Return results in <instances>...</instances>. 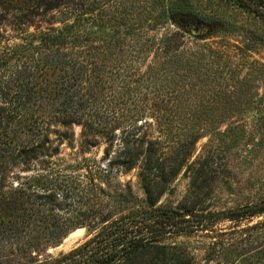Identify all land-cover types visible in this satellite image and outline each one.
Segmentation results:
<instances>
[{"label": "trees", "instance_id": "trees-1", "mask_svg": "<svg viewBox=\"0 0 264 264\" xmlns=\"http://www.w3.org/2000/svg\"><path fill=\"white\" fill-rule=\"evenodd\" d=\"M224 1L264 22V0ZM236 30L192 0H0V264H196L161 239L215 230L220 217L264 216V197L207 210L227 142L193 158L204 130L225 121L230 134L221 136L239 145L250 124L263 144L264 63L248 53L264 42L249 36L253 46H238L245 60L217 66L185 36L203 42ZM55 125L69 131L52 138ZM74 125L82 159L60 155ZM99 140L104 155L86 156ZM135 170L143 197L122 178ZM181 173L186 194L162 202ZM259 223L212 235L207 260L248 254L264 264ZM84 227L97 232L67 253L48 252Z\"/></svg>", "mask_w": 264, "mask_h": 264}, {"label": "rangeland", "instance_id": "rangeland-1", "mask_svg": "<svg viewBox=\"0 0 264 264\" xmlns=\"http://www.w3.org/2000/svg\"><path fill=\"white\" fill-rule=\"evenodd\" d=\"M192 2L194 8L201 14H204V16H209L211 19L222 20L226 24H233L234 30L237 28L236 31H230L232 33L225 31L217 32L203 42H193L194 39L185 34L190 47L194 49L198 47L200 52L206 55L207 61L211 58L215 61L217 66L220 62L226 63L236 60V58L238 62H240L241 60H245L242 57H246L243 54L239 55V53H243V51H240L238 46L244 48V45L253 46L255 44L249 39V36H255L257 41L261 40V42H264V22L260 19L254 18L224 0H192ZM2 29L12 34V23L7 21ZM166 29L181 31L176 25L169 24L166 25ZM163 30L164 29H161L160 32H164ZM12 39L14 40L15 38L13 37ZM204 44H208V46H203ZM209 46L211 48H209ZM248 55V58L264 63V45L258 44ZM260 93L264 94V84L260 85ZM227 123L229 122L225 121V123L207 127L196 144L193 157L196 158L204 153L206 148H217V151H219V143L223 141L227 142L230 146L229 150H221L222 152L220 151L219 153L220 167L216 174L217 177L214 181L211 194L206 196L207 210L212 212H222L247 203L257 202L264 197V140L263 144H260V137L253 134L251 135L255 126L249 124L247 132L248 134L250 133V135L245 136V140L237 145L235 136H221L222 134H230L227 132L229 130V124ZM67 131L69 130L63 126L55 125L51 129L52 138H55L57 134ZM72 132H74L75 135L74 141L68 143V140H65L60 148V155L68 159H82L85 155L80 151V143L81 140L84 139L82 127L80 125H74ZM105 147L106 144L99 140L98 144L92 147L90 152L86 153V156L100 158L105 153ZM122 178L123 180H130L135 192L141 197L144 196V191L137 178L136 170ZM173 186L175 187L174 193L165 195L162 202L177 204L188 190L189 178L184 173H181L173 182ZM263 221L264 216H257L243 222L220 217L214 224L213 228H215V230H194L183 234L170 235L161 239V241L181 245L192 254L196 264H216V261H208L206 257L212 242V235L217 236L216 239H218V234L221 230L239 229L257 224V222H260L259 227L261 228L263 226L261 222ZM77 229H82V231H80L76 241H67L72 231L59 246L51 248L48 252L53 256H58L60 253H67L91 238L94 232H97V230L91 231L87 227ZM244 233L247 236L250 232ZM258 233L260 237H258L257 240L263 243L264 232H256L255 234ZM239 235L241 236V234ZM242 245L248 246L245 241H241L240 249ZM253 253L251 252V254ZM247 257L248 254L242 255V257L230 264H250L248 261L250 259L248 257L247 260Z\"/></svg>", "mask_w": 264, "mask_h": 264}, {"label": "bare ground", "instance_id": "bare-ground-1", "mask_svg": "<svg viewBox=\"0 0 264 264\" xmlns=\"http://www.w3.org/2000/svg\"><path fill=\"white\" fill-rule=\"evenodd\" d=\"M80 231H82V229H77V230L73 231L70 234V236L68 237L67 241H69V242L76 241V239L78 238V235L80 234Z\"/></svg>", "mask_w": 264, "mask_h": 264}]
</instances>
